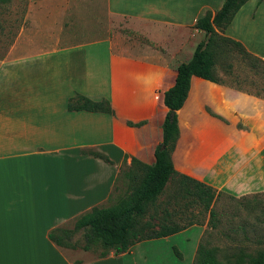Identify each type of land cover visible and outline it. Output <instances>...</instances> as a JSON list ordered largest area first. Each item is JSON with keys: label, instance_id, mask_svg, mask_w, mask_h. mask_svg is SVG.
I'll return each instance as SVG.
<instances>
[{"label": "crops", "instance_id": "crops-1", "mask_svg": "<svg viewBox=\"0 0 264 264\" xmlns=\"http://www.w3.org/2000/svg\"><path fill=\"white\" fill-rule=\"evenodd\" d=\"M104 2L106 12L125 19L143 43L107 35L0 60V264L194 262L207 222L196 219L194 206L174 200L162 202L154 220L180 228L126 251L89 257L85 250L74 257L77 248L48 237L50 228L106 202L132 157L155 161L168 110L164 91L175 82L176 66L188 62L205 38L195 21L224 0ZM216 31L264 61V0H248L223 32ZM189 80L175 111L174 169L210 185L214 198L264 191V97L198 76ZM77 95L107 99L113 113L70 110Z\"/></svg>", "mask_w": 264, "mask_h": 264}, {"label": "trees", "instance_id": "trees-1", "mask_svg": "<svg viewBox=\"0 0 264 264\" xmlns=\"http://www.w3.org/2000/svg\"><path fill=\"white\" fill-rule=\"evenodd\" d=\"M247 1L224 0L219 9L214 12L206 10L195 21L193 27L204 31L205 38L196 45L193 56L188 62H181L176 66L175 82L164 91V104L168 110L161 124L162 141L154 151L155 161L146 164L132 157L131 163L120 172L125 179L127 193L120 195L109 205L102 203L93 205L89 210L72 217L69 220L71 225L65 222L50 228L48 237L51 240L60 246L72 249L80 247L87 251L97 250V256H105L110 250L116 253L126 251L137 241L165 235L179 229L177 223L167 225L158 217L153 224L154 227L147 219H144V222L140 221L147 214L154 219L155 210L162 202L169 204L171 200H174L173 203L176 206L187 208L195 207L198 203L209 211L208 219L213 216L214 209L211 204L215 190L208 184L179 174L172 165L171 153L179 135L175 111L182 107L187 97L191 76L222 82L216 78L215 70L217 67L230 68V62L225 63L223 60L231 58L232 55H239L241 60L247 62L250 67H264V61L261 58L247 51L241 43L216 31L217 28L223 32L233 15ZM254 94L264 97V94L257 92ZM68 108L75 111L113 113L107 99L90 100L80 95L70 98ZM89 153L112 162V159L104 152L91 149ZM167 183L172 184L168 193L165 190ZM115 185L114 190L117 187ZM162 193L165 197L157 202L158 195ZM172 213L174 215L177 212L173 209L169 211L170 215ZM144 226H151L150 231L144 232ZM78 232H80V238L73 239ZM208 244V240L201 237L193 264H223L216 260L213 249ZM174 251L180 256L176 246ZM263 260V254L259 253L253 263L262 264Z\"/></svg>", "mask_w": 264, "mask_h": 264}, {"label": "rangeland", "instance_id": "rangeland-1", "mask_svg": "<svg viewBox=\"0 0 264 264\" xmlns=\"http://www.w3.org/2000/svg\"><path fill=\"white\" fill-rule=\"evenodd\" d=\"M104 4V0H0V60L6 55L107 35L123 37L129 43L144 42V38L127 28L125 19L109 15ZM235 55L223 60L230 62V68H216V78L238 89L264 94V67H250ZM115 186L111 197L102 204L109 205L127 193L124 178ZM171 186L167 183V193ZM211 206L214 214L209 219V211L201 204L197 203L194 210L198 209L200 221L207 222L201 237L208 240L216 260L223 264H254L259 253L264 256V191L240 197L220 193ZM148 216L140 221L147 219L153 226L155 220ZM67 223L71 225L70 221ZM150 229L151 226H144L143 231ZM79 238L80 232L73 237ZM82 251L85 250L79 247L72 254L83 256ZM87 253L92 257L97 256L98 251L92 249Z\"/></svg>", "mask_w": 264, "mask_h": 264}]
</instances>
